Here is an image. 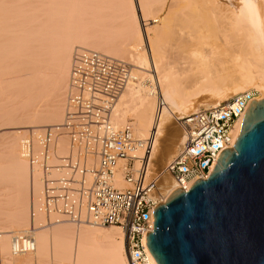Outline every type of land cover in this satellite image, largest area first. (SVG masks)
I'll use <instances>...</instances> for the list:
<instances>
[{
  "label": "bare ground",
  "instance_id": "obj_1",
  "mask_svg": "<svg viewBox=\"0 0 264 264\" xmlns=\"http://www.w3.org/2000/svg\"><path fill=\"white\" fill-rule=\"evenodd\" d=\"M135 1L138 11L134 0H0V92L13 85L17 99L21 96L17 101L11 98L15 107L3 111L0 118V127L4 125L2 130L10 133L0 164V233L8 234L1 238L0 251L4 255L10 250L14 264H32L33 257L36 264H49L50 250L53 264H128L124 235L118 227L57 220L54 215L44 218L38 210L42 203L40 173L30 169L20 148L27 129L63 122L62 98L69 90L72 57L78 49L127 59L133 68L127 64L132 81L113 104L109 121L115 129H122L130 117L131 126H126L140 141L155 131L154 171L183 145V132L180 137L173 119L179 125L200 110L199 99L218 105L237 94L256 91L257 100H264V0H182L179 10L174 9L176 0ZM163 9L171 11L172 17L168 11L164 16L158 14L153 22L157 25L150 28L145 23L140 28L138 15L146 22V17ZM187 12L194 13L195 26L187 19L192 28L182 27L184 17L189 18ZM176 24L180 29L176 30ZM144 44L150 57L143 51ZM47 94L54 96L53 106L42 112L39 105L44 98L49 102ZM158 97L164 106L157 118ZM241 121L235 126L234 140ZM55 150L57 155H66L70 143L59 138ZM88 162L97 164L93 159ZM114 185L126 186L119 171ZM174 190L172 180L163 176L157 194L167 200ZM36 213H40L37 218ZM29 218L34 219L32 227ZM28 233L33 251L13 255L12 238Z\"/></svg>",
  "mask_w": 264,
  "mask_h": 264
},
{
  "label": "built area",
  "instance_id": "obj_2",
  "mask_svg": "<svg viewBox=\"0 0 264 264\" xmlns=\"http://www.w3.org/2000/svg\"><path fill=\"white\" fill-rule=\"evenodd\" d=\"M132 81L128 65L93 50L78 49L73 56L69 90L61 124L29 128L21 152L30 169L40 173L42 203L39 212L74 223L87 220L99 227L122 230L128 264H156L145 246L152 233V212L166 199L157 194L168 176L187 192L196 180H207L218 155L234 142L236 124L259 93L237 94L178 122L184 142L160 172L152 170L155 131L140 141L130 126L115 129L109 115L118 96ZM164 102L158 97L157 113ZM70 143L66 155H57L56 141ZM93 159L96 165H90ZM119 171L124 188L114 185ZM34 213H32L33 217ZM30 234L12 238V254L33 251Z\"/></svg>",
  "mask_w": 264,
  "mask_h": 264
},
{
  "label": "water",
  "instance_id": "obj_3",
  "mask_svg": "<svg viewBox=\"0 0 264 264\" xmlns=\"http://www.w3.org/2000/svg\"><path fill=\"white\" fill-rule=\"evenodd\" d=\"M216 163L154 208L145 246L156 264H264V100Z\"/></svg>",
  "mask_w": 264,
  "mask_h": 264
},
{
  "label": "rangeland",
  "instance_id": "obj_4",
  "mask_svg": "<svg viewBox=\"0 0 264 264\" xmlns=\"http://www.w3.org/2000/svg\"><path fill=\"white\" fill-rule=\"evenodd\" d=\"M169 1H172V0H169ZM135 2H136V1L134 0V4H135V5H134V8L136 9V11H138V4H136L137 2H136V3H135ZM166 2H168V0H167ZM180 2H182V0H176V5H175V7H174L175 10L178 9V8L181 6V4H179ZM176 6H177V8H176ZM174 9H172V10H174ZM189 9H190V8L186 9V11L189 10ZM163 10H164V11H163ZM163 10H162L163 12H158V13H157V12H156V13L153 12V14L149 15L148 17H146V19H145L146 22H143L142 19H141V17L138 15V22H139L140 28H143V29H144L143 24H145V23L148 24V27H150V28H152L153 25H154V26L157 25L156 23H153V22L158 20V18H157L158 14L164 16V15H166L165 12H167V11L169 12L168 9H166V10L163 9ZM178 10H179V9H178ZM193 11H194V10H193ZM193 11H192V12H193ZM163 13H164V15H163ZM170 13H171V11L168 13V15H169L168 17H172V15H171L172 13H171V14H170ZM186 14L189 15V18H188V16L186 15L187 17H186V16L184 17V19L186 18V21L184 20V26H182V25H183V24H182L183 22L180 23V25H181L182 27L188 26V27L192 28L193 26H195V22H196L195 19H194L195 22H193V20H192L193 18L191 17L192 15H194V13L192 14V13H190V12H189V13L187 12ZM160 15H159V16H160ZM187 19H188L189 21L192 20L191 22H193L194 25L192 24V25H193V26H192V25L190 24L191 26H189V24H188L189 22H187ZM190 19H191V20H190ZM186 22H187L188 25L186 24ZM191 22H190V23H191ZM177 24H179V23H177ZM177 24H176V25H177ZM185 24H186V25H185ZM180 25H177L176 30H177L178 26H179V29H180V27H181ZM188 27H187V28H188ZM178 31L180 32V30H178ZM183 31H188V30H183ZM178 37H180V36L178 35ZM166 39H167V38H164V39H162V40L164 41V40H166ZM123 40H124V39H123ZM143 47H144V50H143V51L145 52L146 57H150V53H149V49H148L147 44H144ZM76 49H77V48H75L74 51L72 52V56H73V53L75 52ZM145 49H146L147 51H146ZM85 50H86V49H85ZM146 52H147V53H146ZM148 54H149V55H148ZM72 58H73V57H72ZM112 58H115V59L121 60V61H123V62H125L126 64L129 65L127 59H122V58H120V57H112ZM126 61H127V62H126ZM129 66H130V65H129ZM130 69H133V68H131V66H130ZM10 84H12V83H10ZM6 85H7V82H6ZM6 85H3V86H6ZM8 85H9V82H8ZM8 85H7V86H8ZM12 86H13V85H12ZM12 86H10V87L8 86V88L6 87L8 90L6 91V90L4 89L5 92H4V91L2 92V89H3V88L1 89V92H0V113H1V114H0V118H1V119H2V116H3L5 113L9 112V108L11 109L10 106L15 107V106H14V103H16V101L19 100V98L21 97V96H20V93H19V96H20V97H18V99H17V96H18V95H17L18 93H16L17 90L15 91V88H14V90H13V89H12ZM4 88H5V87H4ZM17 92H18V91H17ZM14 94H15V97H13ZM47 95H48V94H47ZM65 95H66V94H65ZM65 95H64L63 98H62V102H64V103H65V100H64V99H65ZM52 96H53L52 94L48 95V97H50V98H48V97L46 96V98H47L48 101H49L48 103H46V100H45L44 97H43L44 100H43V102H42L43 105H41V104H42L41 102H40L41 104L39 103V104H40V105H39V108H41V111H42V112L49 111V110L52 108V106H53L52 103H53V101H54V100H52V99H54V96H53V97H52ZM9 98H10V99H9ZM11 98H12V99L14 98L13 100L16 99V101H15L14 103H12L13 101H11ZM6 99H7V100H6ZM49 99H50V100H49ZM9 100H10V101H9ZM3 101H5V102H3ZM7 101H8V102H7ZM41 101H42V99H41ZM18 102H19V101H18ZM18 102H17L16 106L19 104ZM206 102H207V101H206ZM64 103H62V104H64ZM196 103H197V105H200V106L197 107V109H198V108H199V109H207V108H209L210 106L217 105V104H215L214 102L212 103V101L210 102L211 104H210V103H204V102L201 101V99H199L198 101H196ZM49 104H51V105H49ZM48 105H49V106H48ZM43 106H45V107H43ZM63 106H64V105H63ZM5 107H6L7 109H6ZM49 107H50V108H49ZM16 108H17V107H16ZM39 108H38V109H39ZM14 109H15V108H13V110H14ZM43 109H44V110H43ZM48 109H49V110H48ZM5 110H6V111H5ZM11 110H12V109H11ZM11 110H10V111H11ZM39 110H40V109H39ZM3 111H5V113H4ZM1 115H2V116H1ZM1 119H0V120H1ZM1 121H2V120H1ZM1 121H0V124L3 122V121H2V122H1ZM131 123H132V119H131L130 117H128V118H127V123H126V125H130ZM173 123H174V126L176 127V130L180 133V137H181V133H182V132H181L179 126L176 124V121H175L174 119H173ZM2 124H3V123H2ZM21 125H22V124H21ZM23 125H25V124H23ZM23 125H22V126H23ZM26 125H27V123H26ZM126 125H125V126H126ZM0 126H1V125H0ZM3 126H4V125H3ZM3 126H2V127H3ZM27 126H28V125H27ZM130 126H131V125H130ZM2 127H0V128H1V130H0V158H1V155L4 154V153H3V151L5 150V149H4V143L9 141V138H8V137H9V135H10V133H9L7 130H2L5 126H4L3 128H2ZM43 127H45V126H43ZM40 128H42V127H40ZM25 130H26V129H25ZM2 131H3V132H2ZM6 132H7V133H6ZM3 133H4V134H3ZM22 133H23V132H22ZM179 133H178V135H179ZM25 134H26V133H25ZM21 136L23 137L24 135L22 134ZM6 138H7V139H6ZM180 145H181V143H180ZM180 145H179V147H180ZM179 147H178V149L176 150L175 155L177 154V152H178V150H179ZM20 148H21V143H20ZM175 155H174V156H175ZM20 159H21V158H20ZM21 160H23V159H21ZM0 161H1L0 164H2L3 158H1ZM153 162H154V161H153ZM166 162H167V160L163 162L164 165H163L160 169H157V170H156V167H155V166H153V168L155 167V171H156V172H160V171L163 170V168H164ZM95 165H96V164H95ZM161 180H162V179H161ZM1 186H2V185H1ZM0 188H2V187H0ZM29 188H30V187H29ZM29 193H30V189H28L27 192H26V195H28V197H29V199H28L29 201H28V202H30V203H29V208H28V210L32 208V201H31L32 197H31V195H30ZM30 206H31V207H30ZM29 211L31 212V210H29ZM29 211H28V212H29ZM36 214H37V215H35V216H36V218H37L38 214H40V213H36ZM41 215H42V214H41ZM43 216H45V215L43 214ZM31 217H32V213H31ZM56 217H57V216H56ZM33 218H34V217H33ZM44 218H45V219H48V217H46V216H45ZM0 219H2V218L0 217ZM34 219H35V218H34ZM34 219H33V220H34ZM56 219L59 220V219H64V218H60V217H58V218H56ZM33 220H31V219L29 218V223H31V224H29V227H30V226L32 227ZM35 220H36V219H35ZM0 223H1V220H0ZM2 224H3V223H1L0 226H1ZM47 224H48V222H47ZM33 225H34V223H33ZM0 228H1V227H0ZM23 229H24V228H23ZM23 229L20 228V230H23ZM15 230H19V229H15ZM48 231H50V228H48ZM5 235L7 236L8 234L5 233V232L0 233V243H1V240L4 238ZM9 235H10V234H9ZM12 237H13V236H12ZM1 238H2V239H1ZM10 238H11V237H10ZM10 238H9V239H10ZM4 239H5V238H4ZM0 248H1V245H0ZM49 250H50V249H49ZM49 250H48V251H49ZM1 252H2V250L0 251V264H14V261H13V257H12V255H11V254L9 255L10 250H9L8 253L6 252L7 254L5 253L6 256H5V254L3 255V253L1 254ZM3 252H4V251H3ZM48 253H49V254H48L49 257L47 256V257H48V262H49V264H53V259H52L53 257H52L51 250H50ZM50 254H51V255H50ZM7 255H9V257H8ZM47 257H46V258H47ZM32 262H33V263L36 262V259H35L34 257H33V261H32ZM33 263H32V264H33ZM35 264H36V263H35ZM63 264H68V263H63Z\"/></svg>",
  "mask_w": 264,
  "mask_h": 264
}]
</instances>
